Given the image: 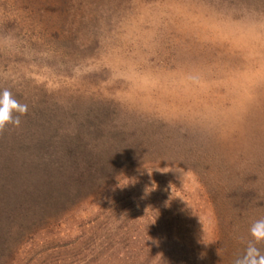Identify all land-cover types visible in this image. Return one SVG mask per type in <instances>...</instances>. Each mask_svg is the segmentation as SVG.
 Listing matches in <instances>:
<instances>
[{"label":"rangeland","instance_id":"rangeland-1","mask_svg":"<svg viewBox=\"0 0 264 264\" xmlns=\"http://www.w3.org/2000/svg\"><path fill=\"white\" fill-rule=\"evenodd\" d=\"M0 89L23 118L100 113L128 155L12 264H219L223 182L264 197V0H0Z\"/></svg>","mask_w":264,"mask_h":264},{"label":"trees","instance_id":"trees-1","mask_svg":"<svg viewBox=\"0 0 264 264\" xmlns=\"http://www.w3.org/2000/svg\"><path fill=\"white\" fill-rule=\"evenodd\" d=\"M52 119L46 113L37 119L21 117L19 127L9 125L0 131V264L13 263L11 255L20 241L13 239H21L25 227L39 223L43 233L59 226L69 207L99 194L127 166L124 131L104 123L100 113L74 110ZM19 128L25 129L22 138L15 134L20 140L7 147L5 132ZM223 183L232 192L221 201L231 230L227 237L231 254L219 264H234L252 241L251 224L264 218V197L231 179ZM263 243L256 244L262 253Z\"/></svg>","mask_w":264,"mask_h":264},{"label":"clouds","instance_id":"clouds-1","mask_svg":"<svg viewBox=\"0 0 264 264\" xmlns=\"http://www.w3.org/2000/svg\"><path fill=\"white\" fill-rule=\"evenodd\" d=\"M28 110V104L18 101L9 89H0V131L9 125L19 127L21 117ZM249 233L252 241L248 242L244 254L235 259L234 264H264V253L256 247V244L264 241V218L255 220Z\"/></svg>","mask_w":264,"mask_h":264}]
</instances>
